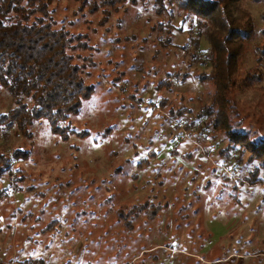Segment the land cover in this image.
Listing matches in <instances>:
<instances>
[{
  "label": "rangeland",
  "instance_id": "obj_1",
  "mask_svg": "<svg viewBox=\"0 0 264 264\" xmlns=\"http://www.w3.org/2000/svg\"><path fill=\"white\" fill-rule=\"evenodd\" d=\"M234 6L257 23L242 79L257 63L255 47L264 45V4ZM54 7L59 23L88 33L95 48L88 80L96 89L73 118L91 133L66 140L45 121L32 125L31 136L0 126V151L27 152L0 175V264H264V183L244 180L246 168L218 155L224 142L168 112L173 103L198 111L211 91L194 78L211 68H190L177 48L190 43L187 33H177V47L165 48L153 30L161 17L151 9L127 4L78 14L75 0H55ZM202 46H209L205 37ZM179 69L193 75L176 78L171 91L156 87ZM163 96L171 101L166 109ZM237 99L246 126L264 132V93L248 89ZM14 105L0 86V122ZM177 151L194 155L187 160ZM140 158L150 163L140 168ZM144 201L160 213L150 217L146 210L133 230L125 228L120 205Z\"/></svg>",
  "mask_w": 264,
  "mask_h": 264
},
{
  "label": "trees",
  "instance_id": "obj_2",
  "mask_svg": "<svg viewBox=\"0 0 264 264\" xmlns=\"http://www.w3.org/2000/svg\"><path fill=\"white\" fill-rule=\"evenodd\" d=\"M75 1L78 14L117 12L127 4L151 9L161 17L153 30L159 35L158 43L165 48L170 45L174 48L177 33L186 32L190 43L176 47L183 50L184 63L190 68L196 63L211 68L194 72V78L211 91L198 111L192 105L173 103L168 108L170 116L186 117L187 128L197 126L195 130L224 142L218 155L226 160L235 159L240 168H246L244 180L264 183V132L252 124L246 126L243 105L237 99L238 92L248 89L264 93V85L256 86L264 82V45L255 47L257 63L239 79L241 68L246 65L241 60L248 57L251 41L257 36V23L251 12L235 10L236 0ZM254 1L264 4V0ZM54 4L55 0H0V86L13 97L15 104L3 114L0 126L8 132L15 128L31 136L32 125L45 121L54 133L68 140L72 134L91 133L89 129L79 128L73 118L96 89L88 80L91 67L96 64L92 51L95 48L88 33L73 31L59 23ZM179 17L182 24L177 26L175 21ZM204 37L209 41L205 49ZM175 52L179 51L175 49ZM192 75L191 71L179 69L168 73L156 87L171 91L176 78L184 82ZM179 100H185V96ZM170 102L168 96L161 97L163 108ZM251 128L254 130L250 131ZM199 135L195 136L197 141H200ZM177 154L187 160L194 155L181 151ZM26 155V150L20 147L11 154L0 151V175L12 168V157L21 159ZM134 155L139 154L135 151ZM149 163V159L140 158L138 167ZM149 208L146 201L120 205L118 220L133 230L134 223L146 210L150 217L160 213L159 205L153 203Z\"/></svg>",
  "mask_w": 264,
  "mask_h": 264
}]
</instances>
